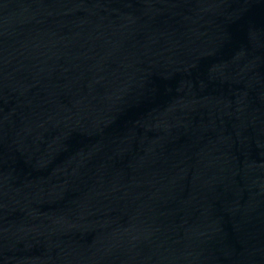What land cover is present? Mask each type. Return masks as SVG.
I'll return each instance as SVG.
<instances>
[{"label":"water","instance_id":"water-1","mask_svg":"<svg viewBox=\"0 0 264 264\" xmlns=\"http://www.w3.org/2000/svg\"><path fill=\"white\" fill-rule=\"evenodd\" d=\"M0 264H264V0H0Z\"/></svg>","mask_w":264,"mask_h":264}]
</instances>
